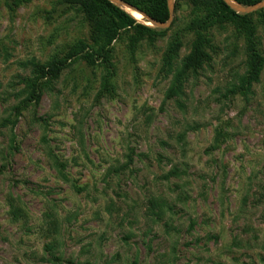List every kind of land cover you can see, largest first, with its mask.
Listing matches in <instances>:
<instances>
[{
    "label": "rangeland",
    "instance_id": "1",
    "mask_svg": "<svg viewBox=\"0 0 264 264\" xmlns=\"http://www.w3.org/2000/svg\"><path fill=\"white\" fill-rule=\"evenodd\" d=\"M178 5L172 26L154 28L162 36L133 52L134 32L113 44V98L96 99L102 67L80 61L24 108L30 64L90 44V27L61 0L13 11L0 0V264H264V67L247 99L230 94L245 42L232 26L214 29L184 110L164 101L162 57L190 20L188 2ZM11 202L24 218L12 219Z\"/></svg>",
    "mask_w": 264,
    "mask_h": 264
},
{
    "label": "trees",
    "instance_id": "2",
    "mask_svg": "<svg viewBox=\"0 0 264 264\" xmlns=\"http://www.w3.org/2000/svg\"><path fill=\"white\" fill-rule=\"evenodd\" d=\"M11 11L15 7L30 0H2ZM146 14L156 22L164 23L169 18L167 0H122ZM181 0H175V10ZM191 8L190 20L186 26L172 33L162 57L160 72L165 77H171L169 86L164 94V101L175 99L178 107L184 110L185 105L179 100L184 95V88L190 78H196V73L211 57L213 49L211 32L232 26L245 42V71L239 77L238 84L232 86L230 94L247 97L251 94L254 84L259 82L264 67V57L260 49L257 25L264 30V9L255 14L241 15L232 11L222 0H186ZM242 6H252L262 0H233ZM63 5L81 14L90 27L91 43L79 41L71 45L63 57L55 56L46 64L31 63V77L22 79L24 88L19 96H24L23 107L29 104L38 105L44 92H51L61 72L71 64L83 61L91 68L102 67V74L96 93V99L113 98L115 96L114 64L111 62L113 44L123 35L134 32L129 37L128 44L132 49L138 42L146 38L153 41L162 36L165 31L137 23L131 14L134 12L114 6L108 0H61ZM128 12V13H127ZM136 15V14H134ZM256 16V18H254ZM144 20L143 18H141ZM255 19V20H254ZM146 22V20H144ZM173 24V23H172ZM172 26V25H171ZM185 34H192L191 49L187 56L178 60ZM3 123L6 122L4 119ZM5 125V124H4ZM196 127L188 128V131ZM185 133L178 135V142L184 141ZM219 135L214 138L213 147L219 143ZM55 168L60 166L54 162ZM173 176H178V170H173ZM11 217L14 221L24 218L25 213L20 207L10 203ZM157 205L154 204V207ZM156 216H159L157 212Z\"/></svg>",
    "mask_w": 264,
    "mask_h": 264
},
{
    "label": "water",
    "instance_id": "3",
    "mask_svg": "<svg viewBox=\"0 0 264 264\" xmlns=\"http://www.w3.org/2000/svg\"><path fill=\"white\" fill-rule=\"evenodd\" d=\"M110 3H112L114 6L120 8L121 10L125 11L128 9L132 12H135L139 15L142 16L146 22L151 24V27L157 28V29H167L168 27L171 26L172 21H173V14H174V0H167V7H168V12H169V18L166 22L164 23H159L151 19L149 16L146 14L140 12L138 9L135 7L129 5L128 3L122 1V0H108ZM232 11H234L237 14L241 15H248L252 14L254 12L260 11L264 9V0L260 1L259 3H256L252 6H242L238 3H236L233 0H222ZM128 13V12H127Z\"/></svg>",
    "mask_w": 264,
    "mask_h": 264
},
{
    "label": "bare ground",
    "instance_id": "4",
    "mask_svg": "<svg viewBox=\"0 0 264 264\" xmlns=\"http://www.w3.org/2000/svg\"><path fill=\"white\" fill-rule=\"evenodd\" d=\"M128 10V9H127ZM130 11V10H129ZM137 14V13H136ZM139 15V14H138ZM140 17H142L141 15H139ZM150 24V23H149ZM151 25V24H150Z\"/></svg>",
    "mask_w": 264,
    "mask_h": 264
}]
</instances>
